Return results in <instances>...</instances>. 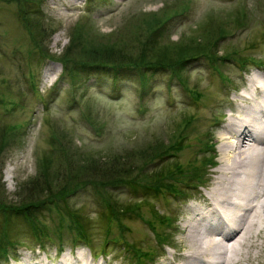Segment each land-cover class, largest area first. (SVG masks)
<instances>
[{"label": "rangeland", "instance_id": "1", "mask_svg": "<svg viewBox=\"0 0 264 264\" xmlns=\"http://www.w3.org/2000/svg\"><path fill=\"white\" fill-rule=\"evenodd\" d=\"M21 4L29 7V14L47 28L48 35L36 45L17 17ZM242 11L245 24L239 26L233 17ZM152 14L167 16L158 37L163 43H176L187 35L196 39L204 35V25L215 28L217 23L225 22L228 32L220 40L217 51L219 55L229 52L230 58L213 65L214 68L204 59H197L174 69L144 72L141 71L144 66L114 72L109 64L99 68L73 62L71 58L86 57L77 51L66 52L74 40L76 21L92 23L100 34L99 40L105 42L114 28L130 27L135 20L146 21ZM140 29L134 30L141 35L145 30ZM41 50H47L50 56L43 57ZM234 56L264 61V0H11L9 3L1 0L0 127L11 131L0 155L1 195L12 203L19 202L18 194L25 183L48 174L39 159L51 154V147L53 155L60 157L49 168L50 178L64 181L67 178L66 172L62 173L63 157L79 170L82 154L89 159L111 158L156 140L167 142L170 136L180 133L184 136L182 146L172 151L182 164V176L191 178L192 183L181 182L182 176L172 180L178 194L148 196L153 207L143 206L138 215L121 216L110 224L108 234L103 220L107 201H113L112 197L122 205L138 202L143 199L139 188L125 182L100 185L92 181L95 183L67 199V205L78 209L90 223L88 231L93 235L90 243L97 253H103L97 261L138 264L134 262L137 261L134 250L138 249L148 253L142 264H154L162 259L161 249L171 252L173 243L177 245L181 236L175 225L184 204L207 187L210 170L217 163L214 135L218 133V123L232 109L231 97L236 99L234 96L250 72H258L254 61L242 67ZM219 73L227 80L221 82ZM196 95L199 97L195 98ZM186 117L189 124L184 120ZM59 131H65L66 139L55 141V148L49 137L51 132ZM204 142L211 146L200 151ZM63 146L64 150L60 151L58 148ZM209 158L213 164L203 165ZM141 159L131 156L126 161L134 162L143 172L154 168V162L142 167ZM8 168L12 169L9 173ZM185 172L189 176L183 175ZM134 173L136 169L129 172ZM199 184L202 187L194 186ZM40 211V227L47 232L41 235L44 245L40 249L37 247L40 240L32 236L22 218L11 216L7 228L2 226L0 215V235L4 229L9 239L18 235L16 250L10 251L11 259H0V264L11 263L14 255L20 253L43 256L45 252L52 256L59 251V238L64 253L82 250L90 255L83 243L73 247L78 241H72L75 234L68 229L67 218L58 225L56 214L47 206ZM161 243L173 248H161Z\"/></svg>", "mask_w": 264, "mask_h": 264}, {"label": "trees", "instance_id": "2", "mask_svg": "<svg viewBox=\"0 0 264 264\" xmlns=\"http://www.w3.org/2000/svg\"><path fill=\"white\" fill-rule=\"evenodd\" d=\"M2 1L9 3L11 0ZM18 2H22V0H18ZM22 4L16 11L17 17L24 30L28 33L31 42L36 45L40 41H43L44 37L48 35L45 33L47 28L44 27L41 20L36 16L29 14V7H23L25 5L23 4L22 6ZM166 18L167 16L161 18L160 14H152V17L146 21L135 20L130 27L127 26L124 28L122 25L118 26L113 29L114 31L112 30V34L105 42L99 40L101 39L100 34L99 32L97 34V29L92 23L76 21L73 26L75 29L74 40L70 43L66 52L74 53L77 51L76 53H80L86 57V59L83 60L81 58H71L73 62L99 68H104L109 64L114 72L120 71L121 68L134 69L144 66L146 67L141 70L144 72L147 71L146 69H174L176 66H182L190 60L197 59H204L213 66L217 63L225 62L230 58L229 52L219 55L217 51L220 40L223 39L228 32L225 27V22H222L223 20H220L222 24L217 23L214 26L215 28L210 27V24L207 26L204 25V35L198 36L196 39L187 35L181 37L179 42L167 43L171 41H166L163 43V40H159L158 37L161 34L160 30ZM244 18V11H242V13L240 12L236 17H233L236 24L239 26L245 24ZM205 28L207 29L204 30ZM134 29L145 31L143 34L139 35ZM127 36L128 38H126ZM197 39L199 40L197 41ZM40 52L43 57L49 55L47 50H41ZM234 58L242 67L253 61L255 65H264V61L252 57L236 58V56H234ZM222 74L223 73H219L221 82L227 80V77H223ZM198 97L199 95L195 96V98ZM184 120L189 124V119L187 117L184 118ZM10 132L8 127H0V155L8 139V133ZM57 133L51 132L49 137L51 146L55 148V141L59 138H63V140L66 139L65 131H59ZM170 137L172 138L167 142L156 140L133 152L131 151L123 155L117 154V156L113 155L111 158L93 157L89 159L82 154L83 156L81 155L82 158L78 163L79 170L74 166L72 168L71 162L69 160L66 161L63 157V161L59 160V162L62 161V167L64 166L65 168L62 173L66 172L65 177L67 179L64 181H60V178H50L52 171L49 168H52L53 161L55 162L60 157L58 155H53V148L51 147V154L46 153L39 159V161L44 164L45 170H48V174L45 173L44 176L41 175L31 182L25 183L20 188L18 194V197H20L19 202L12 203L1 195L3 193V184L0 177V215L3 217L2 226H8L9 223L7 220L11 216L20 217L25 223L28 231L36 240H40L38 243L43 246L44 242L41 241V235L47 232L43 231L42 227H40V210L47 206L50 212L56 214L54 218H57L58 225L63 223L66 218L69 220L68 229L72 230L75 234L72 241L76 239L78 242L89 244L90 248L93 250L94 247L90 243L93 235L88 231L90 223L87 221V217L78 209H72L67 205L69 195L95 182H99L97 184L100 185L101 183L105 184V182H108L107 184L109 185L125 182L132 187L135 186L139 188L143 193V199L138 202L122 205L118 204L115 198L112 197L111 199L113 201H107V210L103 211V220L106 222V234H108L112 222L120 220L121 216L130 217L133 214L138 215L141 207L151 205L152 203L147 199L148 196L156 197L164 193L178 194L176 193L178 190L174 188L176 184L172 182V180L176 181L182 176L183 168L181 162L176 160V152L172 150H176L178 146H182L184 136L177 133L176 136L173 134ZM64 146L58 149L62 151L64 150ZM209 147L210 146L206 145V142H204L203 148H200V151L208 150ZM131 156H140L142 158L141 163H144L142 167L154 162V168L148 172H143V168L139 170L140 166L136 168L134 162L126 161V159ZM211 159L206 160L203 165L207 164L209 161L212 162ZM191 168L195 169L197 166H191ZM135 169L138 174L134 173L130 175L129 172ZM188 173L189 172H185L183 175H188ZM182 177L183 179L181 178V182L184 180L187 185L192 183L190 182L191 178H189V180L186 176ZM125 179H127V181H124ZM17 237L18 235H12V238L9 239L7 230L4 229L2 231L0 235L1 257L6 256L11 250L15 249ZM157 239L164 240L161 238ZM58 242V245L61 247L63 243L62 239L59 238ZM147 254L148 253L144 252L141 253V250L138 249L134 250V255L137 257V262L139 264H142L143 258L147 257Z\"/></svg>", "mask_w": 264, "mask_h": 264}, {"label": "bare ground", "instance_id": "3", "mask_svg": "<svg viewBox=\"0 0 264 264\" xmlns=\"http://www.w3.org/2000/svg\"><path fill=\"white\" fill-rule=\"evenodd\" d=\"M243 82L218 123L217 163L207 187L183 205L175 225L181 237L154 264H264V70ZM67 252L21 254L13 264H112L82 250Z\"/></svg>", "mask_w": 264, "mask_h": 264}]
</instances>
